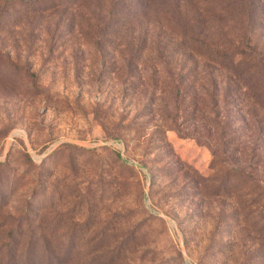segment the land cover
Masks as SVG:
<instances>
[{
	"label": "rangeland",
	"instance_id": "rangeland-1",
	"mask_svg": "<svg viewBox=\"0 0 264 264\" xmlns=\"http://www.w3.org/2000/svg\"><path fill=\"white\" fill-rule=\"evenodd\" d=\"M205 45L264 55V0H0V264H264L262 182L182 111Z\"/></svg>",
	"mask_w": 264,
	"mask_h": 264
},
{
	"label": "trees",
	"instance_id": "trees-1",
	"mask_svg": "<svg viewBox=\"0 0 264 264\" xmlns=\"http://www.w3.org/2000/svg\"><path fill=\"white\" fill-rule=\"evenodd\" d=\"M111 23L104 24L105 31L112 27ZM204 48L207 52L200 53L205 65L199 68V62L196 63L199 69L196 77L191 80L183 72L176 78L178 83L189 85L184 89L185 93L193 85L200 88L182 111L186 119L193 115L200 120L201 124L196 128L198 142L204 139L203 143L213 148L214 156L228 153L233 168L255 183L262 182L263 187L264 55L243 49L228 51L207 45ZM178 89L179 93L181 88L178 86ZM170 101L178 112L185 104L173 95L166 105L172 109Z\"/></svg>",
	"mask_w": 264,
	"mask_h": 264
}]
</instances>
